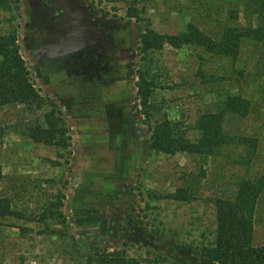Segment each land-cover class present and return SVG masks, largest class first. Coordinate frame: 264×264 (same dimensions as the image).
I'll list each match as a JSON object with an SVG mask.
<instances>
[{
	"label": "rangeland",
	"instance_id": "rangeland-1",
	"mask_svg": "<svg viewBox=\"0 0 264 264\" xmlns=\"http://www.w3.org/2000/svg\"><path fill=\"white\" fill-rule=\"evenodd\" d=\"M83 1L114 26L130 66L128 81L113 89L116 109L106 103L84 112L75 85L44 87L21 45L18 0H0V36L14 39L42 99L0 103V196L18 214L0 220V264H96V253L116 251L138 264H209L204 250L215 239V198L240 178L261 180L253 243L264 244V0ZM235 26L246 37L236 59L225 60L214 53L222 44L214 35ZM148 27L183 34V44L143 51L140 35ZM146 68L156 84L151 121L178 120L194 141L198 115L225 94H240L252 110L226 127L252 145L206 156L149 150L135 86L137 71ZM53 107L66 125L68 147L44 141L45 113ZM246 148L254 154L240 164L235 154L243 157ZM59 192L65 225L41 215Z\"/></svg>",
	"mask_w": 264,
	"mask_h": 264
},
{
	"label": "trees",
	"instance_id": "trees-1",
	"mask_svg": "<svg viewBox=\"0 0 264 264\" xmlns=\"http://www.w3.org/2000/svg\"><path fill=\"white\" fill-rule=\"evenodd\" d=\"M246 29L241 27H225L214 35V39L222 43L215 50V55L223 56L225 60H235L239 41L246 37ZM183 34H160L148 27L140 35L143 51L162 49L165 44L178 47L183 44ZM0 103L41 102L40 94L34 88L24 61L18 54L14 39L10 36H0ZM147 68L138 70L135 82L137 96L140 100L141 113L145 116L148 126V149L167 154L191 152L201 155H213L227 147L244 150L251 144V138L238 131L229 130L227 121L243 119L252 110L251 102L240 94L227 93L213 110H206L198 115L191 126L199 130V137L192 141L187 135V126L178 120L163 118L152 120L150 114L155 110L153 95L156 88ZM43 132L49 133V141L58 146H69L66 136L67 128L56 108L45 113ZM36 137V134L32 132ZM45 139L42 134L40 139ZM245 155L235 154L240 164L248 163L249 156L254 154L246 148ZM260 178H240L230 192L215 198V239L213 246L204 250L209 264H264V244L253 243V217L255 198ZM176 197H182L177 190ZM64 194L56 193L42 208V216L65 225L66 219L61 210ZM8 215H18L13 210L10 201L0 196V220ZM52 231H55L54 229ZM203 255V253H202ZM96 264H138L134 257L125 251L96 253Z\"/></svg>",
	"mask_w": 264,
	"mask_h": 264
},
{
	"label": "flooded vegetation",
	"instance_id": "flooded-vegetation-1",
	"mask_svg": "<svg viewBox=\"0 0 264 264\" xmlns=\"http://www.w3.org/2000/svg\"><path fill=\"white\" fill-rule=\"evenodd\" d=\"M18 4L21 45L42 85H75L80 94L77 107L84 112L106 103L116 109L113 89L128 81L130 66L114 26L83 0H18Z\"/></svg>",
	"mask_w": 264,
	"mask_h": 264
}]
</instances>
